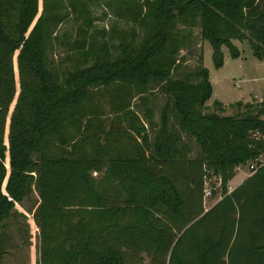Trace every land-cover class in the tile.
Wrapping results in <instances>:
<instances>
[{"label":"trees","instance_id":"obj_1","mask_svg":"<svg viewBox=\"0 0 264 264\" xmlns=\"http://www.w3.org/2000/svg\"><path fill=\"white\" fill-rule=\"evenodd\" d=\"M91 2L132 5L148 36L60 82L48 66L52 25L63 9L83 14ZM179 24L200 25L216 68L224 47L241 56L234 40L264 57V0H42L41 11L40 0H0V233L12 216L25 217L16 205L36 190L39 264H264V164L229 188L238 167L264 153V100L239 102L233 115L215 101L207 112L213 85L204 56L173 78L186 40ZM153 84L167 95L160 124L150 107L142 118L115 105L126 128L101 143L96 111L85 106L92 90L115 87L121 97ZM206 170L222 180L208 209Z\"/></svg>","mask_w":264,"mask_h":264},{"label":"rangeland","instance_id":"obj_2","mask_svg":"<svg viewBox=\"0 0 264 264\" xmlns=\"http://www.w3.org/2000/svg\"><path fill=\"white\" fill-rule=\"evenodd\" d=\"M66 9L62 11L66 17L58 24L52 25L47 52L48 66L61 79L60 82L64 81L69 72L91 66L97 61L117 59L121 53V43H130L137 47L148 36L146 32L149 28L148 24L142 23L140 19H134L135 15H131L134 13V7L130 4L91 2L82 9L83 14L70 8ZM41 10L42 0H40ZM178 28L182 30L186 40L178 55L173 78L182 77L186 72L198 68L204 56L203 65L209 69L213 85V96L208 102L211 107L207 112L212 111L215 101L223 102L225 111L221 112L222 115H233L237 112L234 106L239 102L247 104L264 100V57H257L249 42L234 43L241 52V56L237 58L232 57L226 49L224 65L216 68L212 59L211 43L202 39L200 25L184 28L179 24ZM16 79V96H18L20 83L17 68ZM116 94L119 92L115 87H100L93 89L91 98L85 102L89 110L96 111L94 112L98 119L101 143L105 142L111 133L115 134L116 130L121 131L126 128L122 111L116 110L115 105L130 104L142 118L146 108L150 107L154 110V122L160 124L161 111L167 101V95L159 84L151 85L141 95L133 88L122 92L121 97H116ZM15 103L16 101L11 107V112ZM88 116L91 117L90 123H93L94 114ZM173 123H175L174 114ZM147 129L153 138L156 129L151 128L149 124ZM183 136L193 147L191 156H195L199 151L196 142L186 134ZM122 141L124 142V138L119 136L116 143ZM240 169H237L238 173L232 181V186L245 172L247 177L249 176L248 164L241 166ZM221 191V187L214 188L213 196L205 202L206 209L222 197ZM38 202L39 195L35 190L23 205H16L17 210L23 212L25 217L16 214L5 221L0 233V264H39L40 229L33 218Z\"/></svg>","mask_w":264,"mask_h":264},{"label":"built area","instance_id":"obj_3","mask_svg":"<svg viewBox=\"0 0 264 264\" xmlns=\"http://www.w3.org/2000/svg\"><path fill=\"white\" fill-rule=\"evenodd\" d=\"M264 164V153L261 154L255 161L248 163L249 175H252L256 170ZM204 193L203 198L204 202H207L209 198L213 196L214 188L221 187V177L218 175L211 176L210 173L206 170L204 176Z\"/></svg>","mask_w":264,"mask_h":264},{"label":"crops","instance_id":"obj_4","mask_svg":"<svg viewBox=\"0 0 264 264\" xmlns=\"http://www.w3.org/2000/svg\"><path fill=\"white\" fill-rule=\"evenodd\" d=\"M240 42V40H234L233 42L236 44L237 42ZM246 42H248L247 40L246 41H241V43L242 44H244V43H246ZM226 49H228V48H226V47H224L223 48V51H224V55H225V51H226ZM205 52V51H204ZM211 76V75H210ZM209 102V101H208ZM208 102H207V106H209V107H211V105L210 104H208ZM211 109H213V108H211ZM211 111V110H210ZM241 168V166L240 167H238V170ZM240 170H242V169H240ZM237 173H238V171H237ZM236 176H237V174H236ZM235 176V177H236ZM234 177V178H235ZM234 178L229 182V184H230V191H232L234 188H236L238 185H240L246 178H247V174H246V172L244 173V175H242V176H240V178H239V181L234 185V186H232V181L234 180Z\"/></svg>","mask_w":264,"mask_h":264}]
</instances>
